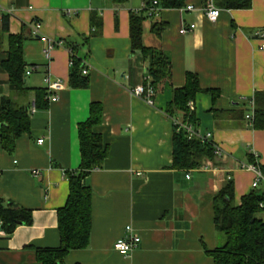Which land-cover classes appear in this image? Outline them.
<instances>
[{"label": "crops", "instance_id": "crops-1", "mask_svg": "<svg viewBox=\"0 0 264 264\" xmlns=\"http://www.w3.org/2000/svg\"><path fill=\"white\" fill-rule=\"evenodd\" d=\"M151 1L0 0V11L9 15L8 31L0 16V102L7 97L27 106L31 118V132L18 138L13 152L3 149L0 137V197L33 212L32 224L18 225L11 235L0 220V264H42L36 248L59 246L58 209L69 194L66 172L80 167L78 125L94 101L103 105L96 130L108 154L86 178L93 193L90 245L70 251L65 264H214L204 247L224 243L214 224L215 195L230 177L234 204L240 205L255 178L241 163H251L253 156L264 166V129L253 128L245 118L255 94L264 92V41L257 36L264 31V0H252L249 8L214 0L221 9L216 22L204 13L206 0H180L176 7L159 0L157 18L145 10L143 43L162 49L172 63L171 80L161 83L154 105L132 93L145 83L148 61L132 52L130 38L131 14L144 11V3ZM34 20L41 23L39 35L32 34ZM155 23L164 26L159 35ZM191 23L196 24L193 30L180 33ZM21 32L27 35L24 53L32 72L26 75V89L18 91L1 63L10 35ZM40 35L76 47L89 77L86 87L69 83L70 47H55L48 60ZM189 71L199 75L203 89L219 91L215 97L198 92L194 112L198 129L210 132L224 152L199 168L183 169L173 165L174 119L166 109L173 88L186 84ZM48 74L63 81L59 99L46 106L39 102L33 112ZM127 225L140 243L122 253L114 243L127 234Z\"/></svg>", "mask_w": 264, "mask_h": 264}, {"label": "trees", "instance_id": "trees-1", "mask_svg": "<svg viewBox=\"0 0 264 264\" xmlns=\"http://www.w3.org/2000/svg\"><path fill=\"white\" fill-rule=\"evenodd\" d=\"M165 7L181 6L180 0H161ZM252 0H227V7L249 8ZM145 9L130 16V38L132 52L141 53L148 61V75L151 84L157 89L166 80H171L172 63L164 51L148 47L143 43V21ZM95 19V18H93ZM3 30H9V15L3 14ZM97 22V21H96ZM95 22V23H96ZM101 25V20L96 23ZM154 31L159 35L164 26L155 23ZM27 35L24 32L10 35V47L7 56L2 60V67L9 74L11 86L20 91L25 90V77L28 63L25 59L24 43ZM66 43V42H65ZM71 73L69 83L74 88L86 87L89 77L83 73V58L71 43ZM146 83V81H145ZM211 92L213 97L219 91L203 89L199 75L187 72L186 84L174 87L171 101L166 113L175 120L182 118L185 124L198 129L194 112V102L198 92ZM47 88L37 90L36 104L48 105ZM254 119L251 126L264 129V92L255 94ZM103 105L94 101L90 104V113L86 120L78 125L81 150V164L76 170L67 171L69 194L65 205L58 209V229L60 244L57 247H38L37 258L42 264H65L66 255L77 249L90 245L92 233V189L86 178L100 167L108 154V144L103 135L96 130L102 122ZM246 118V117H245ZM25 132H31V118L27 106H19L3 97L0 102V137L3 149L13 152L18 138ZM215 142L199 137L191 139L186 129L175 121L173 136V165L176 168H199L206 160H215ZM251 163L258 164L253 156ZM263 174L264 166L259 165ZM235 186L230 178L214 197V224L224 237V243L214 249L205 248V252L214 260V264H264V187L253 188L243 195L240 205L234 204ZM1 226L7 235H11L18 225H30L33 222L31 209L10 203L6 204L0 197Z\"/></svg>", "mask_w": 264, "mask_h": 264}, {"label": "built area", "instance_id": "built-area-1", "mask_svg": "<svg viewBox=\"0 0 264 264\" xmlns=\"http://www.w3.org/2000/svg\"><path fill=\"white\" fill-rule=\"evenodd\" d=\"M143 9L147 11V15L149 17L157 18L160 15V9H161L160 2L159 0H153L151 2L144 3ZM186 9L195 10V7L193 5H188L186 6ZM203 10H204L206 17L212 22H216L221 13V9L215 5L214 0H206ZM2 14H3L2 11H0V16ZM195 27H196L195 23H191L188 26L184 25L180 29V33L182 34L187 33L188 31L193 30ZM40 28H41V23L39 20L32 21L31 29H32L33 35H39ZM257 36L262 41H264V31L263 30H258ZM39 37L42 41L45 42V48L43 51L48 60H50L51 53L55 47L65 45V41L62 39H54L47 35H40ZM262 47H264V43L262 44ZM31 72H32V69L27 70V74H30ZM150 82H151V77L148 75L146 79V83L136 86L132 90V93L135 96L143 99L148 104L154 105L156 90H155V87ZM45 83H46V88H47V93H48L47 94L48 102H56L59 99L58 91L63 88L62 79L58 77L55 78L52 75L48 74L45 77ZM250 105H251V109H250L251 111L247 112L245 116H246V119L251 123L254 119V110H255V99L254 98L251 100ZM31 108L33 112L36 111L35 102L32 103ZM175 121L180 125V127L186 129L187 136L189 139L193 137H199L203 140H211L212 134L210 132L204 133L200 131L199 129L195 130L192 125L185 124L182 118H178V120L174 119V123ZM43 141H44L43 138L38 139L39 144H42ZM223 152L224 151L221 149L220 146L215 145L216 155H222ZM241 167L243 169L251 170L255 173V178L252 184L253 188H258L261 184H264V174L259 164L241 163ZM35 173H39V171H35ZM260 206L264 207V202H262ZM126 232L127 234L125 236L120 237L114 243V248L122 253H128V252L134 251V249L137 248L140 243V237L135 232L134 228L131 225L126 226Z\"/></svg>", "mask_w": 264, "mask_h": 264}, {"label": "rangeland", "instance_id": "rangeland-1", "mask_svg": "<svg viewBox=\"0 0 264 264\" xmlns=\"http://www.w3.org/2000/svg\"><path fill=\"white\" fill-rule=\"evenodd\" d=\"M249 109H248V111L247 112H249V111H251L250 109H251V105L248 107ZM260 215H263L264 216V213L262 214H260Z\"/></svg>", "mask_w": 264, "mask_h": 264}, {"label": "water", "instance_id": "water-1", "mask_svg": "<svg viewBox=\"0 0 264 264\" xmlns=\"http://www.w3.org/2000/svg\"><path fill=\"white\" fill-rule=\"evenodd\" d=\"M25 81H26V77H25Z\"/></svg>", "mask_w": 264, "mask_h": 264}]
</instances>
